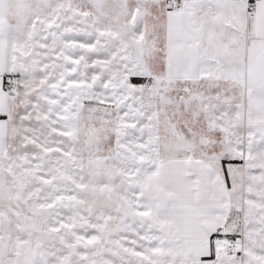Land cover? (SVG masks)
<instances>
[{"label": "snow or ice", "instance_id": "1", "mask_svg": "<svg viewBox=\"0 0 264 264\" xmlns=\"http://www.w3.org/2000/svg\"><path fill=\"white\" fill-rule=\"evenodd\" d=\"M0 264H264V0H0Z\"/></svg>", "mask_w": 264, "mask_h": 264}]
</instances>
